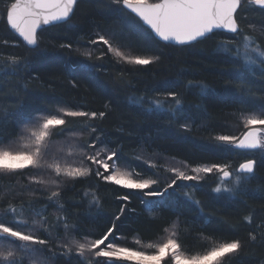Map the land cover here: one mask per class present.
<instances>
[{"label": "snow or ice", "instance_id": "obj_1", "mask_svg": "<svg viewBox=\"0 0 264 264\" xmlns=\"http://www.w3.org/2000/svg\"><path fill=\"white\" fill-rule=\"evenodd\" d=\"M89 2L101 4L102 0H0V26L22 42L14 47L43 53L49 45L41 47V32L59 25L74 27L68 22L82 3ZM111 5L104 7L109 14L120 15L129 33L157 44L163 42L164 47H186L213 39L219 33H230V39L216 40L215 47L238 60L243 71L264 80V41L261 40L264 24L260 36H255L252 32L256 27L246 15L257 10L264 15V0H111ZM245 25L251 31H246ZM93 27L94 33L81 36L87 41L83 50L81 47L74 50L71 41L51 42V46L69 53L74 50L83 56V60L71 62L82 71L100 70L105 68V62L113 67L147 66L160 59V56L136 54L134 44L124 39L123 32H106L95 24ZM8 44L7 39L0 40V45ZM28 65L29 59L23 54L0 52V76L9 72L18 75ZM129 71L121 67L112 76L114 83L132 86V81L126 79ZM72 86L77 87L75 81ZM180 87L185 91L198 89L200 96L208 93V86L202 81L189 80ZM239 87L242 93L251 92L244 81H240ZM150 91L155 95L133 94L129 103L147 114L168 113L176 118L183 131L192 130L194 121L190 122L185 115L184 99L175 84L163 81ZM5 100L6 97H0V180L14 182L16 188L0 189V264H50L61 257L65 264L73 260L76 264H229L245 244L264 247V204L257 209L243 199L248 196L264 201V184L248 187L257 178V167L264 163V103L232 113L242 126L239 135L221 132L213 137L219 150H241L245 154L238 167L230 163L181 162L179 167H164L163 171L170 175L162 176L160 167L151 158L135 156L148 164L152 170L148 174L147 170L132 166L122 145L109 146L104 130L97 123L106 118L105 111L90 109L86 102L29 109L19 100L14 106L6 107ZM93 176L105 184L138 191L149 198L165 196L170 189L190 190L182 191L165 205L168 214L162 212L152 217L158 221L154 225L155 239L142 243V238L135 236L133 243L139 247H133L120 243L124 238L116 235L117 222L126 213V207L121 206L110 221L111 226L98 234L82 232L74 219L79 213L68 211L69 201L65 200L64 192L69 182L75 189L76 182ZM210 176L216 178L213 193L242 206L237 209L236 221L205 214L202 201L195 199ZM38 195L43 199H37ZM117 199L129 201L130 196L125 194ZM85 200L89 210L101 206L98 185L88 184L74 206ZM141 203L151 212L156 202L148 199ZM185 204L199 208L204 217L202 225L182 219L181 209ZM49 208L54 209L51 219L47 215ZM173 215L176 219L171 218ZM213 221L216 229L209 230L207 225ZM221 226L227 227L229 233L218 231ZM242 229L247 231V240L238 235Z\"/></svg>", "mask_w": 264, "mask_h": 264}, {"label": "trees", "instance_id": "obj_2", "mask_svg": "<svg viewBox=\"0 0 264 264\" xmlns=\"http://www.w3.org/2000/svg\"><path fill=\"white\" fill-rule=\"evenodd\" d=\"M105 5H111V0H102L101 4L82 3L68 22L74 27L59 25L42 31L41 47L49 45L48 50L43 53L39 50L29 52L23 46L14 47L19 42L18 38L4 31L0 26V40L9 41L8 46L0 45V52L23 54L29 59L26 71L18 75L9 72L0 76V97H6L5 106H14L18 100L29 109H40L49 105L57 106L61 103L71 105L86 102L90 109L105 111L106 118L97 123L104 130L109 146L122 145L124 153L128 154L126 158L132 166L137 170H147L148 174H151L152 170L149 169L144 159H135L136 155L145 159L158 157L188 162L193 165L217 162L230 163L233 167H238L239 163L246 158L245 154L241 150L229 152L219 150L213 137L221 132L240 134L242 126L238 125L237 118L232 113L241 108L259 107L264 103V80L243 71L238 60L215 47L216 40H227L231 38V35L219 33L213 39L193 43L190 46L164 47L161 42L157 44L152 40L140 38L135 33H129L127 27L123 26L124 21L121 20L120 15L118 13L109 14ZM111 6L115 7V5ZM246 15L248 21L256 27V31L252 34L260 36L259 30L264 24V15H261L259 10L248 12ZM94 24L99 25L106 32H123L124 39L134 44L136 54L160 56V59L147 66L115 65L113 67L112 64L105 62V68L100 70L75 69L71 62L83 60L84 57L74 50L77 47L83 50L82 46L87 44V41L82 40L81 36L94 33L96 31ZM244 27L246 31H251L247 25ZM261 40L264 41V37H261ZM66 41L73 43V52L69 53L67 50L51 46V42ZM109 59L114 63L111 54H109ZM121 67L130 70L126 74V79L132 81V86L114 83L112 76ZM32 77H39V79L34 80ZM189 80L202 81L207 84V95H198V89L185 91L180 87ZM72 81L76 82L77 87L72 86ZM163 81L175 84L176 90L181 91L185 104V115L190 118V122L194 121L190 132L183 131L180 124L176 122V118L168 113L147 114L129 103V96L133 94L155 95L150 90ZM240 81H244L245 87L251 90L250 93L240 91ZM26 85L27 91H24ZM145 89L149 91L146 92ZM198 105L200 107H197ZM205 124L209 127H202ZM257 159L259 160L258 153ZM160 172L163 176V170ZM256 177L248 185L249 188L264 184V163H260L257 167ZM17 179L19 178H13L14 181ZM215 182L214 176L204 181L202 190L196 193L195 199L202 201L205 214L213 213L217 217L223 216L236 221L238 219L237 209L242 206L233 204L226 196L213 193L211 189L215 186ZM88 184L98 185V195L101 200L99 208L93 207L89 210L86 200L74 206L84 195ZM70 185L71 182L64 192V198L69 201L68 211L79 213V216L74 219L82 232L98 234L111 226L110 221L118 214L119 208L124 206L127 211L117 222L116 235L124 238L119 241L120 243H127L133 247H139L133 243L135 236H140L142 243L155 239L154 225L158 221H154L152 217L159 216L162 212L168 214L165 205L180 196L182 191L190 190L177 189L173 192L170 189L169 194L165 196L149 198L138 191L119 189L114 185L105 184L95 176L76 182L75 189H72ZM6 186L13 190L16 188L14 182L9 184L6 180H0V189ZM76 192L80 195H76ZM125 194L130 196L129 201L117 199ZM36 198L43 199L39 195ZM25 199L28 197L26 196ZM148 199L156 202L151 212L147 211L141 203L142 200ZM243 199L257 209L264 204V201L248 196ZM36 207L39 208L40 205ZM181 210L182 219L193 220L197 226L203 224L204 217L195 205L185 204ZM47 215L51 219L54 216V209L49 208ZM171 218L176 219L174 215ZM259 218L258 213L257 222ZM207 228L216 229L215 221L207 225ZM218 231L228 234L230 230L221 226ZM238 235L247 240V231L242 229ZM53 248L55 250V240ZM56 251L59 256V250ZM262 260H264V247L245 244L244 249L231 258L229 264H261ZM50 264H65V259L61 257L50 261ZM71 264H76V261L73 260Z\"/></svg>", "mask_w": 264, "mask_h": 264}, {"label": "rangeland", "instance_id": "obj_3", "mask_svg": "<svg viewBox=\"0 0 264 264\" xmlns=\"http://www.w3.org/2000/svg\"><path fill=\"white\" fill-rule=\"evenodd\" d=\"M153 162L157 163L158 166L160 167V170H163L164 167H172V166H176V167H179L181 166V162L178 161V160H170V159H165V158H152L151 159ZM163 175H170L169 173H165L163 171Z\"/></svg>", "mask_w": 264, "mask_h": 264}, {"label": "water", "instance_id": "obj_4", "mask_svg": "<svg viewBox=\"0 0 264 264\" xmlns=\"http://www.w3.org/2000/svg\"><path fill=\"white\" fill-rule=\"evenodd\" d=\"M46 28H48V27H46ZM46 28H45V29H46ZM225 34H227V35H232V34H230V33H225ZM21 43H22V42H21ZM161 43H163V42H161Z\"/></svg>", "mask_w": 264, "mask_h": 264}]
</instances>
